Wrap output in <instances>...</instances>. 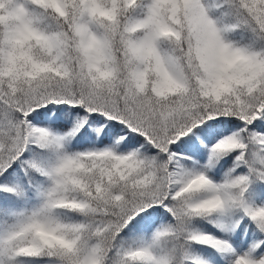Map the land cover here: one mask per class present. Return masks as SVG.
<instances>
[{
  "label": "snow or ice",
  "instance_id": "1",
  "mask_svg": "<svg viewBox=\"0 0 264 264\" xmlns=\"http://www.w3.org/2000/svg\"><path fill=\"white\" fill-rule=\"evenodd\" d=\"M0 264H264V0H0Z\"/></svg>",
  "mask_w": 264,
  "mask_h": 264
}]
</instances>
